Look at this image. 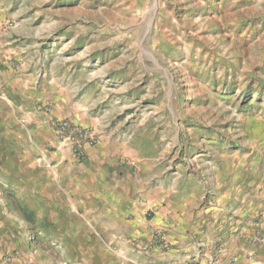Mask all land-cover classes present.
Listing matches in <instances>:
<instances>
[{"label":"rangeland","instance_id":"1","mask_svg":"<svg viewBox=\"0 0 264 264\" xmlns=\"http://www.w3.org/2000/svg\"><path fill=\"white\" fill-rule=\"evenodd\" d=\"M59 122L96 143L65 147ZM108 133L131 137L165 183L205 176L207 197L215 176L258 178L264 0H0V264H103L32 239L22 181L28 152L83 161Z\"/></svg>","mask_w":264,"mask_h":264},{"label":"crops","instance_id":"2","mask_svg":"<svg viewBox=\"0 0 264 264\" xmlns=\"http://www.w3.org/2000/svg\"><path fill=\"white\" fill-rule=\"evenodd\" d=\"M130 143L105 134L83 161L60 150L41 164L28 152L23 207L26 219L39 220L32 239L42 249L84 251L91 262L102 251L103 264H264V172L251 171L241 185L238 175L228 183L215 176L219 192L207 197L205 176L194 187L165 183Z\"/></svg>","mask_w":264,"mask_h":264},{"label":"built area","instance_id":"3","mask_svg":"<svg viewBox=\"0 0 264 264\" xmlns=\"http://www.w3.org/2000/svg\"><path fill=\"white\" fill-rule=\"evenodd\" d=\"M57 134L59 135L60 139H62L65 143V147L73 148L75 145L76 148L82 149L85 142L87 143L88 140L90 141V144L96 143V136L92 133H90L88 130L81 128L79 126H72L69 123L65 122H59L57 125ZM261 224L264 227V212L261 215ZM156 241L158 242L159 246L164 249L168 250L169 245L166 241V238L163 234L158 233L156 234ZM185 264H199L195 261H190Z\"/></svg>","mask_w":264,"mask_h":264}]
</instances>
